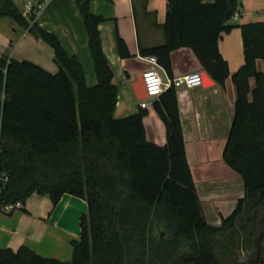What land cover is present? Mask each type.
Masks as SVG:
<instances>
[{
  "label": "trees",
  "instance_id": "obj_1",
  "mask_svg": "<svg viewBox=\"0 0 264 264\" xmlns=\"http://www.w3.org/2000/svg\"><path fill=\"white\" fill-rule=\"evenodd\" d=\"M76 3L95 63L94 86L87 84L78 57L35 22V14L26 16L14 0H0V14L48 43L58 65L50 72L30 60L0 59V210L25 203L33 193L54 204L66 193L88 203L72 260L46 258L22 246L0 248V264H221L215 235L235 229L244 213L253 222L264 214V72L257 67L264 59V21L240 26L245 62L232 75L237 98L223 153L242 177L245 193L221 225H214L189 164L176 87L154 103L166 126L164 145L148 140L145 110L115 117L118 87L99 30L104 17L92 11L91 0ZM239 5V0H168L166 41L143 53L155 55L172 74V51L189 47L224 86L231 73L219 42L236 26L231 21ZM118 48L122 57L130 56L120 36ZM262 237L254 243L259 264H264Z\"/></svg>",
  "mask_w": 264,
  "mask_h": 264
},
{
  "label": "crops",
  "instance_id": "obj_2",
  "mask_svg": "<svg viewBox=\"0 0 264 264\" xmlns=\"http://www.w3.org/2000/svg\"><path fill=\"white\" fill-rule=\"evenodd\" d=\"M25 13L29 0H14ZM45 1L35 22L54 33L68 53L81 62L89 86L98 83L89 36L76 0ZM214 2L215 0H205ZM236 26L223 35L219 49L228 61L230 77L224 86L214 81L209 87H176L182 127L189 164L198 194L206 209H215L224 217L236 208L244 196V182L224 160V149L235 115L237 98L232 75L244 64V44L241 25L264 21V0H239ZM168 0H91V9L102 15L99 24L102 47L114 71L118 87L115 117L123 118L142 110L147 112L144 125L149 141L166 144V126L154 108L160 96L147 98L149 106L143 108L134 91L138 76L150 64L143 50L164 44V22ZM118 36L126 42L129 57H122ZM54 49L36 38L9 16L0 14V59L10 57L33 61L50 72H57ZM172 74L158 68L165 83L170 79L193 71H205L193 50L181 47L171 54ZM257 67L264 72V59ZM254 81L252 80V85ZM242 178V177H241ZM88 210L87 201L69 193L57 204L50 197L33 193L22 208L10 212L0 210V248L18 250L27 246L46 258L70 261L73 258V241L81 236V217ZM217 214V213H216Z\"/></svg>",
  "mask_w": 264,
  "mask_h": 264
},
{
  "label": "rangeland",
  "instance_id": "obj_3",
  "mask_svg": "<svg viewBox=\"0 0 264 264\" xmlns=\"http://www.w3.org/2000/svg\"><path fill=\"white\" fill-rule=\"evenodd\" d=\"M238 177L242 179L240 175ZM213 212L215 214H212L209 208L206 209L205 214L208 221L214 225H221L224 216L219 214L215 209ZM261 233H263L262 238H264L263 213L259 214L256 222L248 220V214L244 213L235 229L230 228L224 233H217L214 245L221 264H259L257 260L261 258H255V239L257 241ZM250 234H253V238L252 236L250 237ZM262 244L264 245V239Z\"/></svg>",
  "mask_w": 264,
  "mask_h": 264
},
{
  "label": "built area",
  "instance_id": "obj_4",
  "mask_svg": "<svg viewBox=\"0 0 264 264\" xmlns=\"http://www.w3.org/2000/svg\"><path fill=\"white\" fill-rule=\"evenodd\" d=\"M45 1L35 2L33 0H29L26 3V16H35L39 13V11L44 7ZM238 13H236L233 19H237ZM147 61L150 66L143 71L145 86L148 92V97L153 98L160 96L168 87L174 85L175 87H203L204 86V78L202 76L201 71H193L191 73L185 74L183 76L177 77L175 79H170V85H167L159 72L158 68L165 70L164 66L159 62L158 58L155 55H149L147 57ZM141 106L146 108L149 106V102L147 99L140 100ZM4 180V179H3ZM2 190V178L0 176V192ZM24 203L22 201H17L15 203H8L2 207L4 212H10L17 208H22Z\"/></svg>",
  "mask_w": 264,
  "mask_h": 264
},
{
  "label": "water",
  "instance_id": "obj_5",
  "mask_svg": "<svg viewBox=\"0 0 264 264\" xmlns=\"http://www.w3.org/2000/svg\"><path fill=\"white\" fill-rule=\"evenodd\" d=\"M202 76L204 78V87H209L212 84H214V81L210 78L209 74L207 71L202 72ZM134 91L136 93V96L139 100L147 99L148 97V92L145 86V81H144V76L143 74L138 76L137 81L134 84Z\"/></svg>",
  "mask_w": 264,
  "mask_h": 264
}]
</instances>
